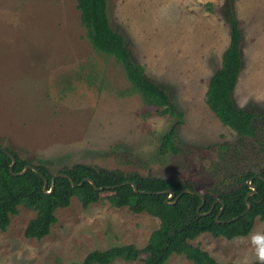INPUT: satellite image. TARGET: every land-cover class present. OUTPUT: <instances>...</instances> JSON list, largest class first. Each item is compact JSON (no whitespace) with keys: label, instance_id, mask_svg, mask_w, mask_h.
I'll return each instance as SVG.
<instances>
[{"label":"rangeland","instance_id":"1","mask_svg":"<svg viewBox=\"0 0 264 264\" xmlns=\"http://www.w3.org/2000/svg\"><path fill=\"white\" fill-rule=\"evenodd\" d=\"M229 1L107 0L111 25L184 113L177 131L181 152L162 155L160 137L174 116L143 102L121 65L92 47L76 0H0V145L52 171L85 162L175 176L201 191L224 176L257 170L264 162V0H231L243 31L233 95L239 106L261 113L255 121L261 143L239 137L205 102L229 40ZM234 146L241 153L232 159ZM222 152L225 159L218 162ZM110 193L102 191L87 207L72 196L69 205L56 208L57 220L41 238L24 234L35 211L18 205L0 229V264H78L94 248L143 246L158 217L115 207ZM254 236H264V219L256 217L247 235L226 239L203 232L190 241L218 261L249 264L257 259ZM143 256L107 264H142ZM164 264L192 261L171 253Z\"/></svg>","mask_w":264,"mask_h":264},{"label":"trees","instance_id":"2","mask_svg":"<svg viewBox=\"0 0 264 264\" xmlns=\"http://www.w3.org/2000/svg\"><path fill=\"white\" fill-rule=\"evenodd\" d=\"M76 5L80 10L85 35L92 47L112 56L121 65L130 83V90L138 92L143 102L156 106V112L160 115L174 116L168 129L161 134L158 152L162 155L168 152L180 153L182 147L177 131L183 123L184 113L173 101L167 88L151 77L145 66L134 58L126 44L124 33L111 25L107 14V0H76ZM228 9L229 40L222 51L220 65L209 77L205 102L220 121L231 127L239 137H252L261 143L255 122L261 113L253 107L239 106L233 95L243 64V31L231 10V0L228 2ZM220 146L231 149L227 144ZM5 150L16 157L12 166L14 172L20 171L26 163H31L14 148L0 145V229L7 228L11 214L16 213L21 204L35 211V215L27 221L24 234L27 237L41 238L50 232L51 226L56 222V208L69 205L72 196H76L87 207L97 201L104 190L111 192L107 198L113 206H127L134 212L146 211L158 217V226L151 230L143 246L128 242L94 248L78 264H107L117 257L134 260L141 253H144L142 264H164L171 253L184 254L192 264H229L218 261L207 249L193 244L190 239L203 232L226 239L247 235L256 217L264 219V162L258 165L257 170L248 167L245 171L232 173L231 179L224 176L221 181L203 191L197 189L193 182H186L175 176L144 175L137 171L125 172L120 168L108 169L85 162H74L52 171L46 164L32 163L47 177V189L55 175L54 187L48 192L43 189V177L31 167L24 173H11L9 167L12 159ZM239 153L241 151L236 152V146L230 151L232 159ZM225 156L226 153H220L218 162H222ZM58 172L69 174L75 183L82 178L91 177L101 188H95L86 179L81 184H72L68 176L56 175ZM125 179L134 180L139 190L144 191H134L130 183L115 185ZM250 184L256 187L248 195L251 207L240 214L247 206L245 196L252 190ZM169 187L175 190V195L170 200L178 195L173 203L165 202L168 192H157ZM186 187L201 191L204 202L200 205L202 197L196 192L184 190ZM218 211L219 220H216ZM236 215V218L230 219ZM249 264L259 262L255 259Z\"/></svg>","mask_w":264,"mask_h":264},{"label":"water","instance_id":"3","mask_svg":"<svg viewBox=\"0 0 264 264\" xmlns=\"http://www.w3.org/2000/svg\"><path fill=\"white\" fill-rule=\"evenodd\" d=\"M5 151L11 156V159H12V161L10 163V167H9L11 173H24L27 170V168L31 167L32 169H34L35 171H37L43 177V179H44L43 189L45 191H48V192H50L52 190V188L54 187V177H55V175L52 176L51 182H50V188L47 189V183H48L47 177L34 164H32V163H26L20 171L14 172L12 166H13V164L16 161V157L9 150H5ZM56 175H65V176H68L70 178L72 184H81L86 179V180L90 181L91 183H93V185H94L95 188H101V187H98L95 184L94 180L91 177L82 178L79 182L75 183V181L67 173L58 172V173H56ZM125 183H130L133 186L134 191H140V192H143L144 191V190H139L136 182L134 180H132V179H125L122 182H120L118 184H115V185H121V184H125ZM115 185H111V186L110 185H107V187H114ZM250 185L252 187V190L249 191L247 193V195L245 196V201H246V205L247 206H246L245 210L243 212H241L240 214H243L244 212H246L251 207V202L248 200V195L250 193L254 192L255 189H256V187H255L254 184H250ZM184 190H188V191H191V192L198 193L202 197V201H201L200 205L204 202L203 193L201 191H197V190L192 189L190 187H186ZM157 192H168V196L165 198V202H167V203H173V202H175V200L178 197V195H176L173 200H170L169 199V198H171L172 196L175 195V190L173 188H170V187L169 188H165V189L157 190ZM199 206H198V208H199ZM222 207H223V205L221 206V208ZM211 208L209 210H207L206 212H209L211 210ZM219 214H220V211H218V213L215 216V219L216 220H219ZM237 216L238 215L233 216L230 219L236 218Z\"/></svg>","mask_w":264,"mask_h":264},{"label":"clouds","instance_id":"4","mask_svg":"<svg viewBox=\"0 0 264 264\" xmlns=\"http://www.w3.org/2000/svg\"><path fill=\"white\" fill-rule=\"evenodd\" d=\"M253 243L259 245L256 251L259 264H264V236H254Z\"/></svg>","mask_w":264,"mask_h":264}]
</instances>
